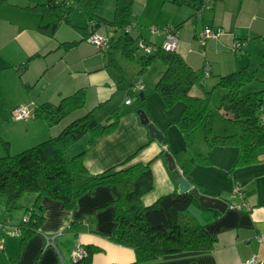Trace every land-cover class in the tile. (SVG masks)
I'll return each instance as SVG.
<instances>
[{
    "label": "crops",
    "instance_id": "crops-1",
    "mask_svg": "<svg viewBox=\"0 0 264 264\" xmlns=\"http://www.w3.org/2000/svg\"><path fill=\"white\" fill-rule=\"evenodd\" d=\"M47 1L0 0V71H9L12 83L20 84L24 91L12 108L22 104L31 105L33 109L43 103L56 105L63 97L84 89L86 110L106 109L101 118L100 111L96 112L100 122L109 123L114 110L119 113L118 125L113 132L99 137L90 148H87L86 140L75 150V154L86 151L83 163L87 172L90 175L101 174L133 156L129 164H150L153 187L142 196L143 206L151 205L162 196L178 193V183L161 156L163 152L171 154L185 146L181 133L179 141L176 138L171 140L166 128L168 114L174 107L166 110L157 93L146 96L143 89L136 96L140 98L143 95L144 101L137 106H133L132 102L122 107L112 104L117 82L108 70L111 62L105 59L107 52H98L87 43L85 32L75 28L84 27L83 18L77 10L70 15L71 24L61 22L52 37L41 33L38 29L41 17L33 7ZM114 6L115 0H105L98 15L112 20ZM170 28L177 31L176 53L190 67L203 75L204 66L208 65L209 76L205 79V87L208 79L251 64L252 56L260 55L264 63V0H208L206 4L202 0L133 1L128 32L134 39L161 45L166 29ZM205 28L219 29L222 34L202 44L197 35ZM151 29H155L156 33H151ZM94 32L109 40H115L119 32L122 33L105 25L94 29ZM69 43H73L71 47L67 46ZM235 43L239 44L238 52L242 53L238 56L234 52L233 57L229 50ZM111 58L114 62L113 50ZM162 72L155 78L154 84ZM1 80L0 76V89ZM191 95L201 96L202 93L195 87ZM98 105L100 107L96 108ZM175 105L177 107L171 113L173 121L182 109L181 103ZM141 106L151 122L165 135L166 145L151 139L146 127L140 123L137 110ZM60 130V125L48 128L43 121L30 118L26 120L25 129L16 131L17 136L24 140L22 147H29L26 145L56 136ZM213 132L230 135L233 129L230 125L227 130L213 129ZM12 142L10 139L6 143L11 146ZM238 155L237 147H214L209 155L210 165L195 166L189 172V178L200 185L204 195L222 199L228 206L241 200L233 195V188L238 185L242 200L248 207L240 211L227 207L223 213L205 210L196 204L189 207V212L215 238L213 249L166 256L144 264H241L253 256L264 264V245L257 240L260 234H264V148L260 149L259 161L252 165L234 167ZM112 200L108 187L96 188L82 196L72 211L65 210L57 201L42 198L40 205L44 219L38 231L22 246L18 238L16 255L12 252L13 241L9 250L8 241L4 239V258L8 264H74L69 253L79 244L83 248L92 246L101 250L91 256L88 264H134L133 251L115 245L109 239L114 226ZM33 201L34 195L26 194L21 204L28 208ZM22 210L24 217L26 214ZM72 224H80V228L72 230ZM46 238H52L50 244H47Z\"/></svg>",
    "mask_w": 264,
    "mask_h": 264
},
{
    "label": "trees",
    "instance_id": "trees-1",
    "mask_svg": "<svg viewBox=\"0 0 264 264\" xmlns=\"http://www.w3.org/2000/svg\"><path fill=\"white\" fill-rule=\"evenodd\" d=\"M133 1L115 0L114 15L110 21L98 15L105 0H48L33 8L41 17L39 31L49 37L54 35L61 22L71 24L70 15L74 10L80 12L84 21L83 28H75L85 32L86 39L101 25L121 30L122 33L115 40H109L106 52L112 62L111 51L116 49L126 59H134L133 47L137 40L127 30L131 26ZM72 44L67 46L71 47ZM155 60H159L163 66L154 91L160 96L164 108L169 110L177 103L182 104L174 124L185 146L172 152L171 156L191 189L203 194L200 185L189 178V172L195 166H209V155L214 147H237L239 155L234 167L259 161L260 149L264 148V88L256 93L240 94L243 87L256 80L257 68L253 64L217 77L213 89H221L223 94L212 109V91L205 87L204 73L201 75L190 67L176 51L141 55L137 59L140 73L146 71ZM196 86L201 96L191 95V90ZM139 99L144 101V96ZM85 100L84 89H79L63 97L56 105H35L33 118L43 121L48 128L60 125L59 134L15 155H10L8 144L3 143L5 154L0 157V195L6 198L7 213L24 209L26 214L17 226L20 246L38 231L43 222L42 198L57 201L62 208L72 211L82 196L96 188L108 187L113 195L114 223L109 239L115 245L131 249L135 256L134 264L186 252L212 250L215 238L189 212V207L196 204L202 209H211L201 206L189 192L171 193L149 206L142 205V196L153 187L149 163L129 164L133 158L131 156L101 174L90 175L83 163L86 151L69 154L73 145L81 139L87 138V148H90L99 137L113 132L118 125L117 110L111 113L109 123H102L95 116L96 109H85ZM140 109L145 112L143 106ZM215 114L231 125L232 134L217 135L213 132ZM161 143L167 144L165 135ZM164 154L161 156L166 164ZM26 194L34 195L33 205L28 208L21 204ZM80 224H72L70 228L78 230ZM84 250L86 257L74 264H88L91 256L101 251L92 246H86Z\"/></svg>",
    "mask_w": 264,
    "mask_h": 264
},
{
    "label": "rangeland",
    "instance_id": "rangeland-1",
    "mask_svg": "<svg viewBox=\"0 0 264 264\" xmlns=\"http://www.w3.org/2000/svg\"><path fill=\"white\" fill-rule=\"evenodd\" d=\"M121 34V32H119ZM202 49L200 48V51ZM241 50V49H240ZM231 55L234 57V52L229 50ZM114 52V62L112 61L111 64H109V71L114 75L117 82V90L114 93L111 103L115 106L122 107L124 106V100H125V89H128L130 86L140 83L141 88L144 90V94L146 96H150L151 94L154 95L156 92L154 91V80L162 72L163 66L159 60H155L146 71L143 73H140V66L137 62V59L142 55V53L136 48V43L133 47V54L134 59L129 60L123 57L121 52L116 49ZM239 56L242 52H236ZM104 54V53H101ZM106 61H109L108 55L105 56ZM225 57V56H224ZM251 64H253L257 68L256 73V80L253 81L251 84L243 87L240 90V94H248V93H256L264 88V66H263V58L258 56H252L251 58ZM9 71H0L1 76V84L2 87L0 89V157L5 154L3 143L7 142V140H13V142L8 144V152L10 155H15L23 150L25 148H30L32 146H35L36 144H39L43 141H34V143H29V147H22L24 144V140H22L21 136H17V131L25 129L26 120L25 121H16L11 116L12 106L14 102H16L18 99H20L21 96L24 95V91L22 88H20V84H13L11 78H9ZM201 73V72H200ZM199 73V74H200ZM217 78L212 77L207 80L206 82V89L212 91L211 94V108L214 109V105L218 102L219 98L223 94V91L221 89H213V87L216 85ZM196 88H198L196 86ZM138 96V95H137ZM137 96L132 95L131 102L133 106H137L138 104H141L143 101H141ZM174 108L177 106L174 105ZM172 107V108H173ZM173 108V109H174ZM173 109H171L170 114H168V120L166 123V128H168V134L171 137L170 139L175 140L176 138L178 141L180 140V132L177 129V127L174 124V121L171 117V113H173ZM141 110V109H138ZM137 110V111H138ZM100 111L99 117L105 115L106 109H96L95 116L97 117L96 112L98 113ZM73 117V116H71ZM101 118V117H100ZM31 121V120H30ZM230 127V124L226 121H224L218 114H215L213 117L212 122V128L216 129L218 131H224L225 129ZM17 130V131H16ZM21 140V141H20ZM87 140V138L81 139L80 142H77L74 147L70 149L69 154L74 155L78 150L79 147ZM38 142V143H37ZM34 144V145H30ZM25 146V145H24ZM30 195V194H28ZM5 196L0 195V243L3 246L4 239L8 241V249L9 245L12 242V252L15 253V255L18 253L19 249V239L14 235V231L17 228V222L21 221L23 219V210L18 209L14 210L11 213H7L5 209ZM8 215L10 217H8ZM8 239V240H7ZM10 250V249H9ZM0 264H8V261L6 258H4L3 250H0Z\"/></svg>",
    "mask_w": 264,
    "mask_h": 264
},
{
    "label": "built area",
    "instance_id": "built-area-1",
    "mask_svg": "<svg viewBox=\"0 0 264 264\" xmlns=\"http://www.w3.org/2000/svg\"><path fill=\"white\" fill-rule=\"evenodd\" d=\"M203 4H206L208 0H202ZM128 30V29H127ZM166 35L164 38V41L162 42L161 45H151L148 44L142 40L137 41L136 43V48L142 53V55H151L159 51H164V52H173L176 49V44H177V31L176 29L170 28L166 29ZM151 33H156L155 29H151ZM222 32L218 30H212L209 28H205L201 33L197 35L199 41L204 44V41L207 39H212V38H218L220 37ZM87 43L92 45L95 49L100 51L101 53H105L108 48H109V39L105 36H102L98 33H93L91 34L87 39ZM232 51L238 52L239 51V44L235 43L232 46ZM204 76L208 77L209 72H208V65L204 66ZM142 91V88L140 86V83H136L132 86H130L126 90V95H125V100L124 104L129 105L131 102L130 95L134 94L137 95ZM11 116L14 120L16 121H25L30 118H33V108L31 105H18L11 111ZM262 119L264 120V105H263V114H262ZM233 195L236 197H239L241 200L239 203H231L229 204V208L234 209V210H246L248 207L244 200H242V191L241 188L236 185L233 188ZM20 234V231L16 228L14 231V235L18 237ZM49 238H46L47 244H50ZM257 240L260 244L264 245V234H260L257 237ZM3 249L2 244L0 243V250ZM86 251L84 250L83 247H81L79 244H76L75 247L70 251L69 256L70 259L73 263H76L83 258L86 257ZM241 264H261L254 256L250 257L249 259L243 261Z\"/></svg>",
    "mask_w": 264,
    "mask_h": 264
},
{
    "label": "water",
    "instance_id": "water-1",
    "mask_svg": "<svg viewBox=\"0 0 264 264\" xmlns=\"http://www.w3.org/2000/svg\"><path fill=\"white\" fill-rule=\"evenodd\" d=\"M137 115L140 123L146 127L149 136L151 139H156L158 141H162L163 134L156 128V126L150 122L146 113L143 110H138ZM164 157L166 159V166L168 171L171 173V176L178 183V193L183 194L189 192L199 204L205 208L217 210L220 213H223L228 205L225 201L219 198L207 196L204 194H199L196 189H191L189 183L182 177L181 172L176 167L173 157L169 153H165Z\"/></svg>",
    "mask_w": 264,
    "mask_h": 264
}]
</instances>
